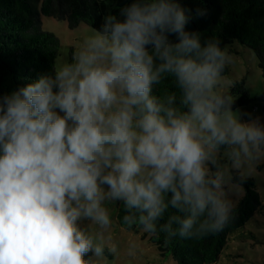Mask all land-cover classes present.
I'll list each match as a JSON object with an SVG mask.
<instances>
[{"label":"clouds","instance_id":"obj_1","mask_svg":"<svg viewBox=\"0 0 264 264\" xmlns=\"http://www.w3.org/2000/svg\"><path fill=\"white\" fill-rule=\"evenodd\" d=\"M205 15L130 0L72 62L0 93V264L115 254L111 205L166 243L235 219L241 169L264 157V119L219 90L229 54L188 28Z\"/></svg>","mask_w":264,"mask_h":264},{"label":"trees","instance_id":"obj_2","mask_svg":"<svg viewBox=\"0 0 264 264\" xmlns=\"http://www.w3.org/2000/svg\"><path fill=\"white\" fill-rule=\"evenodd\" d=\"M130 0H0V93L23 86L39 74L52 72L58 56V38L41 29L40 16L63 21L74 29L83 23L99 29L102 17L118 12ZM188 8L206 9V15L193 20L188 28L204 38L218 37L222 47L238 42L257 59L263 92L260 97L264 113V0H181ZM228 74V68L222 76ZM235 97L236 107L249 105L244 79L232 80L226 93ZM244 195L236 203L235 219L222 231L197 240L179 237L165 242L164 237L147 233L139 226L128 227L119 222L123 214L119 204L113 210L115 223L126 231L142 232L143 237L166 259L175 264H214L229 237L241 229L261 209L252 179L244 178Z\"/></svg>","mask_w":264,"mask_h":264},{"label":"rangeland","instance_id":"obj_3","mask_svg":"<svg viewBox=\"0 0 264 264\" xmlns=\"http://www.w3.org/2000/svg\"><path fill=\"white\" fill-rule=\"evenodd\" d=\"M40 20L42 31L52 33L58 38L59 49L55 68L72 62L74 53L94 32L83 23L70 29L65 22L50 17L41 15ZM224 49L229 54L230 61L226 65L228 74L221 77L219 90L227 93L232 80L244 79L245 88L253 102L239 108L253 112L264 119L260 102L263 87L257 59L249 49L236 41L232 45L225 46ZM241 173L244 178L253 180L254 188L260 198L261 209L254 213L243 228L236 230L229 237L226 247L214 264H264V157L245 165ZM243 195L242 186L233 190L231 198L235 205ZM114 208L115 205L110 206L113 217ZM106 240L117 246V252L115 254L106 252L103 258H93L94 264H175L169 257L162 258L157 249L148 242L147 237H143L142 232L136 234L126 231L115 221Z\"/></svg>","mask_w":264,"mask_h":264}]
</instances>
